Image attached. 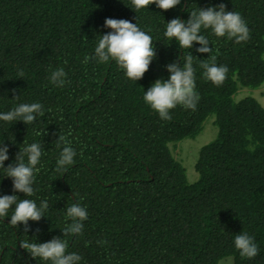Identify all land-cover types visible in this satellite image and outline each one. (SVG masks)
<instances>
[{
    "label": "trees",
    "instance_id": "16d2710c",
    "mask_svg": "<svg viewBox=\"0 0 264 264\" xmlns=\"http://www.w3.org/2000/svg\"><path fill=\"white\" fill-rule=\"evenodd\" d=\"M221 3L240 13L248 41L236 44L202 29L211 52L198 53L195 42L180 49L164 37L172 19L187 21L193 10H218ZM106 18L127 20L152 36L156 54L141 79L125 78L111 60L83 63L99 36L112 31L104 27ZM189 53L200 97L196 109L178 105L171 120H162L144 103V92L169 78L167 65L182 67ZM212 56L217 66L228 67L221 86L202 75L200 63H211ZM58 68L67 74L63 87L49 82ZM263 85L264 0H180L167 11L152 4L139 12L130 0H0V113L33 102L44 110L29 125L0 121L5 168L25 146L42 148L35 194L14 192L0 168V196L49 205L39 221H28L27 232L23 224H9L15 205L0 218V264H50L33 259L20 241L53 237L68 240L67 253L82 257L78 264H219L225 258L264 264V108L252 97L234 99L239 88ZM208 117L215 138L199 149L195 162L180 155L178 142L199 135ZM59 135L76 151L63 173L56 171ZM77 202L88 212L82 235L63 237L71 223L66 209ZM244 232L259 249L252 259L234 247L235 236Z\"/></svg>",
    "mask_w": 264,
    "mask_h": 264
},
{
    "label": "clouds",
    "instance_id": "9594fccd",
    "mask_svg": "<svg viewBox=\"0 0 264 264\" xmlns=\"http://www.w3.org/2000/svg\"><path fill=\"white\" fill-rule=\"evenodd\" d=\"M130 2L135 12L148 8L152 4L167 11L176 7L180 0H130ZM104 27L112 31L99 36L94 54L86 55L83 63L87 64L90 60L107 63L111 60L116 63L119 69L123 70L125 78L131 81L141 79L156 54L152 36L140 30L136 24L123 19L106 18ZM202 29H211L212 34L216 37H227L229 40H234L236 44L250 39V30L240 13L225 11V5L222 3L218 5V10L213 7L193 10L187 21H182L179 18L172 19L166 24L163 35L168 41L175 39L180 49H190L195 42L200 45L196 49L198 53H210L209 40L200 34ZM210 59L211 63L207 60L200 63V67L204 70L203 78L215 86H221L227 78L228 67L226 65L217 66L215 56ZM193 60L194 57L189 53L185 57L182 67L176 63L167 65V71L170 73L169 78L167 80L157 79L144 92V103L156 112L160 119L171 120L170 110L178 105L185 109H196L200 97L195 90ZM66 75L63 68H58L51 72L49 82L55 87H63L66 84ZM17 76L22 78L23 70L18 71ZM38 115H44L42 104L37 102L21 103L6 113H0V121L11 123L19 120L29 125L36 120ZM56 144L57 147L63 144L56 161V171L63 173L74 164L76 151L71 146V141L64 135L58 136ZM7 152V146H0V168L4 169V176L12 179L14 192L23 193L26 197L33 196L35 190L32 185L35 173L39 171L36 165L39 164L42 156L41 144L32 143L20 149L15 157L16 163L9 164L5 168L4 161L8 159ZM12 205H15V208L10 216L9 224L12 227L23 224L25 232L28 231V221H39L49 207L46 200H42L37 206L36 201L32 199H19L16 195H3L0 196V218L9 215ZM87 218V209L80 203L69 205L65 212V220L71 221V223L64 226L63 237L82 235L83 222ZM97 243L105 244L107 242L98 241ZM234 247L239 251L241 257L248 259L254 258L259 253L253 237L246 232L235 236ZM20 248L26 250L33 259L39 258L41 261L50 262V264H78L82 259L76 253H67L68 240L64 238L53 237L44 243L23 240L20 241Z\"/></svg>",
    "mask_w": 264,
    "mask_h": 264
},
{
    "label": "rangeland",
    "instance_id": "374dc122",
    "mask_svg": "<svg viewBox=\"0 0 264 264\" xmlns=\"http://www.w3.org/2000/svg\"><path fill=\"white\" fill-rule=\"evenodd\" d=\"M243 97H252L256 99V101L264 108V85L257 88V89H249L239 88L234 95V99L236 101L240 100ZM212 117H208L205 122L203 123L202 130L199 135H197L194 139H185L178 142L179 146H182V152L180 155L184 156L185 154L189 157H194L192 161L195 162L199 149L203 146L212 141L216 135V128L212 125ZM185 161V160H184ZM186 164V165H185ZM185 164L182 163V166L185 168L187 179L190 181L192 180L190 177L192 176L189 172L190 170L187 168V162ZM219 264H233L231 258H225L220 261Z\"/></svg>",
    "mask_w": 264,
    "mask_h": 264
}]
</instances>
